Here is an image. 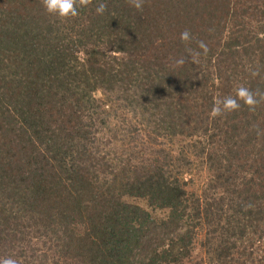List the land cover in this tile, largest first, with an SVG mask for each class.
<instances>
[{
	"label": "trees",
	"instance_id": "trees-1",
	"mask_svg": "<svg viewBox=\"0 0 264 264\" xmlns=\"http://www.w3.org/2000/svg\"><path fill=\"white\" fill-rule=\"evenodd\" d=\"M241 86L264 0H0V259L264 264V100L213 113Z\"/></svg>",
	"mask_w": 264,
	"mask_h": 264
},
{
	"label": "clouds",
	"instance_id": "clouds-1",
	"mask_svg": "<svg viewBox=\"0 0 264 264\" xmlns=\"http://www.w3.org/2000/svg\"><path fill=\"white\" fill-rule=\"evenodd\" d=\"M88 0H42L43 7L49 15H54L57 19L67 20L79 14V9L87 4ZM143 0H133L136 9L142 8ZM105 11V4L101 2L96 8L97 14H103ZM192 39V34L189 30H185L180 34V40L187 43ZM201 49L207 50V46L203 41L199 42ZM199 55V53H197ZM183 64L184 60L177 61ZM261 100H264V94L254 93L246 87H239L236 90V96L226 97L222 101L217 102L213 108L214 115H221L224 112H232L239 109L242 105L253 109ZM0 264H17V261L11 257L0 259Z\"/></svg>",
	"mask_w": 264,
	"mask_h": 264
}]
</instances>
